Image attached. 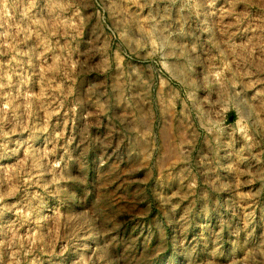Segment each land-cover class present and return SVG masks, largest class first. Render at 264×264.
Masks as SVG:
<instances>
[{"label":"rangeland","instance_id":"obj_1","mask_svg":"<svg viewBox=\"0 0 264 264\" xmlns=\"http://www.w3.org/2000/svg\"><path fill=\"white\" fill-rule=\"evenodd\" d=\"M0 264H264V0H0Z\"/></svg>","mask_w":264,"mask_h":264}]
</instances>
